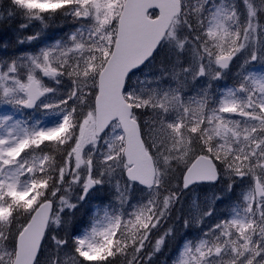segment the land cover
<instances>
[{
	"label": "snow or ice",
	"instance_id": "1",
	"mask_svg": "<svg viewBox=\"0 0 264 264\" xmlns=\"http://www.w3.org/2000/svg\"><path fill=\"white\" fill-rule=\"evenodd\" d=\"M5 20L36 28L19 45L72 28L0 60V264H264V0H0Z\"/></svg>",
	"mask_w": 264,
	"mask_h": 264
},
{
	"label": "rangeland",
	"instance_id": "2",
	"mask_svg": "<svg viewBox=\"0 0 264 264\" xmlns=\"http://www.w3.org/2000/svg\"><path fill=\"white\" fill-rule=\"evenodd\" d=\"M63 23H65L64 21L62 20H58L55 24H53L51 27L45 29L42 33V35L40 36V38L35 41L34 43H32L31 45H19L17 44V37L18 36H21V35H26V34H23L22 32L18 31V24L16 22H14V26L15 28H12L11 27V31H10V36H12V45H11V48L15 51L19 50L17 54H20V53H23V52H34V51H37L39 49V47H42L44 46L45 44H49V43H53L55 40L57 39H60L61 37H63L65 35V33H67L68 31H70V29L72 28V25L71 24H67L66 23V26H68V29H67V32H63L62 34L60 35H57V33H55L53 31V29L55 28L56 30H60L59 27L63 25ZM66 26H64L62 28V30H64L66 28ZM38 27V26H37ZM29 31L28 34H32L33 32L36 31V28L33 27V28H29V29H26L24 32L26 31ZM159 66V65H158ZM158 66H151L150 69H146L145 72L148 74V75H152V74H155L157 71H158ZM231 83V78L229 77L227 80L225 81H222L219 85V87H223L227 84H230ZM196 88L193 87L192 85H189L188 86V89L187 91H189L190 94H194L196 92ZM212 190L211 189H208L207 191L201 193L202 196V200L204 201V196L208 193V192H211ZM106 197H105V193L104 192H97V193H93L92 196L90 197L89 199V202H90V207H89V210H86L87 213L90 212L96 205H98L100 203L101 200H105ZM187 202L185 204V208L187 210ZM192 234L190 233L189 236H191ZM168 256H170L168 254ZM167 256V257H168ZM162 257V256H161ZM163 258V257H162ZM164 261V259H163ZM168 264H170V261L168 262Z\"/></svg>",
	"mask_w": 264,
	"mask_h": 264
},
{
	"label": "trees",
	"instance_id": "3",
	"mask_svg": "<svg viewBox=\"0 0 264 264\" xmlns=\"http://www.w3.org/2000/svg\"><path fill=\"white\" fill-rule=\"evenodd\" d=\"M14 22L16 21H3V22H0V60H4V59H7V58H10V57H13L16 55V53L19 51H15L11 48V45H12V36H10V31H11V27L12 28H15V24ZM17 23V22H16ZM60 30H54L53 31L55 33L58 32L57 35H60L61 32H64V30H62L61 28H59ZM23 34H28L29 31L27 30L26 32H22ZM101 194V192H100ZM89 207H90V202H88L84 208L81 210V212L78 214L79 217L81 218H86L85 216V213H87L86 210H89ZM167 252V249L165 250ZM171 256V254H169ZM161 256L163 258H161ZM168 256V255H167ZM165 254H159L156 258V262H159V261H163L164 260H168V262L170 261V256L167 257ZM161 258V259H160Z\"/></svg>",
	"mask_w": 264,
	"mask_h": 264
}]
</instances>
